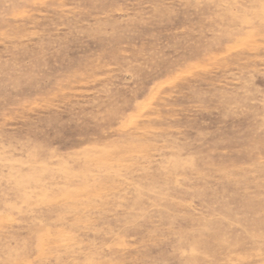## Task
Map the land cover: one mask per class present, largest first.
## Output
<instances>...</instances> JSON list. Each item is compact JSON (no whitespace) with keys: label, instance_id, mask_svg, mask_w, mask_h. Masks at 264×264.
I'll return each mask as SVG.
<instances>
[{"label":"rangeland","instance_id":"rangeland-1","mask_svg":"<svg viewBox=\"0 0 264 264\" xmlns=\"http://www.w3.org/2000/svg\"><path fill=\"white\" fill-rule=\"evenodd\" d=\"M0 264H264V0H0Z\"/></svg>","mask_w":264,"mask_h":264}]
</instances>
